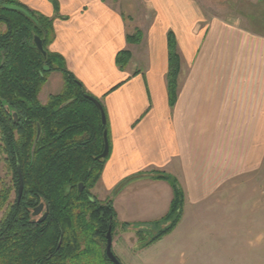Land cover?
<instances>
[{
	"label": "crops",
	"instance_id": "crops-1",
	"mask_svg": "<svg viewBox=\"0 0 264 264\" xmlns=\"http://www.w3.org/2000/svg\"><path fill=\"white\" fill-rule=\"evenodd\" d=\"M19 1L54 19L49 50L104 106L110 151L92 194L135 230L151 228L174 199L155 173L184 192L176 227L140 246L133 264H263L264 239L248 236L264 217L239 200L264 197V32L208 14L200 0H139L136 14L127 0L128 15L117 0H56L58 11L53 0ZM137 29L141 41L129 43ZM170 34L181 58L173 105ZM125 49L132 56L120 68Z\"/></svg>",
	"mask_w": 264,
	"mask_h": 264
},
{
	"label": "trees",
	"instance_id": "trees-1",
	"mask_svg": "<svg viewBox=\"0 0 264 264\" xmlns=\"http://www.w3.org/2000/svg\"><path fill=\"white\" fill-rule=\"evenodd\" d=\"M53 2L58 11L57 1ZM5 4L21 6L32 17L7 9ZM53 22L52 17L19 0H0V153L12 176L8 183L0 173V264H113L106 253V234L111 227L114 237L119 226L129 223L118 221L112 200H100L91 192L108 158H98L105 147L108 120L102 123L101 111L90 98L95 97L67 68L65 59L49 50L55 37ZM35 36L42 39L46 58ZM141 38L138 29L127 35L129 43ZM168 45L173 105L181 58L172 34ZM131 56L127 49L120 51L118 66L125 68ZM54 70L62 74L64 85L43 103L39 95ZM155 176L171 182L174 199L169 212L156 222L160 225L157 233L141 246L170 233L183 213L185 196L177 179L165 173ZM41 203L48 207L47 217L34 220L33 211Z\"/></svg>",
	"mask_w": 264,
	"mask_h": 264
},
{
	"label": "rangeland",
	"instance_id": "rangeland-1",
	"mask_svg": "<svg viewBox=\"0 0 264 264\" xmlns=\"http://www.w3.org/2000/svg\"><path fill=\"white\" fill-rule=\"evenodd\" d=\"M117 1L127 15L131 14L125 6L126 3H129L127 0ZM200 3L208 14L219 15L222 17H236L241 19L244 24L264 32V0H200ZM132 5L135 6L133 7L134 14L141 11L142 6L139 0H132ZM48 78L47 87L42 92L43 98L48 93L51 95L60 92L64 85L62 74L57 70L51 71ZM3 158V154L0 153V173L2 177L10 183L12 176L9 173ZM15 196L16 191L14 190L12 193V199H14ZM95 197L101 198L99 194H96ZM239 205L249 208L257 207L260 217H264V197L240 199ZM1 214L2 212L0 211V217ZM136 228L137 229L132 230L121 225L114 232L113 251L122 264H133L136 261L134 252L141 246L142 242L148 241L151 236L157 233L160 225L153 223V226L149 229L146 227H144L145 229L142 227ZM246 232L247 231H240V237L244 236V233ZM248 237L254 240L264 239V228L261 227L260 229L252 230Z\"/></svg>",
	"mask_w": 264,
	"mask_h": 264
},
{
	"label": "water",
	"instance_id": "water-1",
	"mask_svg": "<svg viewBox=\"0 0 264 264\" xmlns=\"http://www.w3.org/2000/svg\"><path fill=\"white\" fill-rule=\"evenodd\" d=\"M4 6H5V8L11 9V10H16V11L23 13L24 15H26L28 17H32L30 12L21 6L11 5V4H5ZM34 41H35L37 48L42 52V54L46 58L47 52L44 49L42 39L38 36H35ZM44 69L46 71L50 70V68L48 66H45ZM90 98L96 103L99 110L101 111L102 123L105 124L107 122V116H106V112H105L102 104L96 98H93V97H90ZM15 116H17V115L15 114ZM40 134H41V127L39 125L38 126V133H37V140L39 139ZM103 137H104L105 147H104L103 152L98 156V158H100V159L108 157L109 151H110V144H109V137H108V130L107 129L104 131ZM83 186H84L83 183H80V190H83ZM22 194H23V180L21 178L20 187H19V199L22 197ZM43 207H44V204L41 203L39 206H37L34 209L33 214L35 216L39 215L41 213ZM47 214L48 213L44 214V216L40 219V221H43L47 217ZM106 238H107L106 253H107V257H108L109 261H111L113 264H122L120 262L119 258L116 256V254L113 251V236H112V228L111 227L109 228V230L106 234Z\"/></svg>",
	"mask_w": 264,
	"mask_h": 264
},
{
	"label": "flooded vegetation",
	"instance_id": "flooded-vegetation-1",
	"mask_svg": "<svg viewBox=\"0 0 264 264\" xmlns=\"http://www.w3.org/2000/svg\"><path fill=\"white\" fill-rule=\"evenodd\" d=\"M84 189V188H83ZM81 191H83V190H81ZM44 204V203H43ZM46 213H48V207L44 204V207H43V209H42V211H41V213L39 214V215H37V216H35L34 214H33V218H34V220H38V221H40V219L44 216V214H46Z\"/></svg>",
	"mask_w": 264,
	"mask_h": 264
},
{
	"label": "bare ground",
	"instance_id": "bare-ground-1",
	"mask_svg": "<svg viewBox=\"0 0 264 264\" xmlns=\"http://www.w3.org/2000/svg\"><path fill=\"white\" fill-rule=\"evenodd\" d=\"M8 9V8H7ZM47 66V65H44V67Z\"/></svg>",
	"mask_w": 264,
	"mask_h": 264
}]
</instances>
